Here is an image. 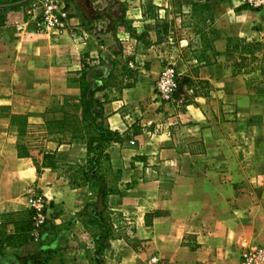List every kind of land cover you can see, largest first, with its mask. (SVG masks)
<instances>
[{
  "label": "crops",
  "instance_id": "obj_1",
  "mask_svg": "<svg viewBox=\"0 0 264 264\" xmlns=\"http://www.w3.org/2000/svg\"><path fill=\"white\" fill-rule=\"evenodd\" d=\"M150 1L158 7L159 17H167L169 20L163 21L174 26L186 8L194 6V0ZM233 2L209 3L212 46L222 51L258 42L254 55L264 56V24L253 22H261L264 14L257 13L248 21ZM163 21L156 19L153 28L145 25L137 29L146 33L149 43L132 37V59L141 71L135 85L96 94L105 103L110 129L121 136L108 152L110 174L122 192L108 197L107 211L112 212L114 224L118 215L130 218L123 233L129 238L110 239L101 261L145 264L148 256L159 255L174 264H225L240 240L250 236L264 240V98L256 99V92L248 87L250 75L233 60L218 59L193 69L178 58L175 66L179 73L206 82L208 94L182 111L162 102L156 82L167 61L158 56L155 43ZM186 35L178 39V52L186 46L201 48V43L196 47L199 36L195 32L187 30ZM87 41L74 39L70 28L44 34L28 27L21 31L0 25V174L6 159L16 158L28 169L35 167L34 159H20L18 151L6 143L15 115L24 114L28 124L36 126L48 120L62 121L67 113L77 114L80 87L72 76L80 74L85 55L93 58L99 50ZM133 128L140 132L130 134ZM126 135H131L128 142L124 141ZM52 154L69 166L82 165L86 146L71 136L61 140ZM38 161L43 163L44 155ZM42 170L38 187L56 206L57 223L64 225L86 204L73 194L79 188L60 177L56 168ZM20 206L0 204V217L7 224L0 233V247L17 246L28 238L17 224H12L9 232V214L23 210ZM72 232L69 239L76 241V247L62 249L48 264L94 263V232L80 221ZM132 241L140 254L126 260V255L136 253ZM20 246L19 252L26 247ZM4 258L16 264L20 259L14 255Z\"/></svg>",
  "mask_w": 264,
  "mask_h": 264
},
{
  "label": "rangeland",
  "instance_id": "obj_2",
  "mask_svg": "<svg viewBox=\"0 0 264 264\" xmlns=\"http://www.w3.org/2000/svg\"><path fill=\"white\" fill-rule=\"evenodd\" d=\"M111 1L113 0H0V25L3 28L12 29L16 27L21 31L28 27L44 34L62 30H46L42 23V13L44 5L50 2L56 3L59 7L63 6L67 24L64 29L70 28L73 32L74 39L77 41L82 42L86 38L88 43L92 42L94 46L98 45L99 47V50L92 54L95 61L90 62L89 59H85L86 62L95 65L101 57L111 61L117 59L119 62L114 69L116 79L107 89L113 87L119 90L127 89L135 85L141 73L140 65L138 63L135 64L132 59L135 51V40L132 37H137L142 42L147 43L149 40L146 39V33L144 31L139 32L137 29L145 25L148 27L152 26L153 28L156 19H159V21L169 19L167 17L160 18L161 13L158 12V7L150 0H115L120 2L126 10L124 23L121 24L116 20L113 27H110L113 23L112 18L105 14L104 11L109 7ZM210 1L194 0V6L190 9L186 8L183 13L184 17H178L175 26L173 23L166 21L160 24V26L163 25V28L161 29L159 40L155 43L157 44L158 50L156 53L167 61L165 68L174 66L179 74L181 89L175 96L173 102L170 103L174 104L176 106L175 108L179 111H182L188 105L195 104L198 99L205 97L208 94L209 86L206 82L181 75L177 69L178 66H175V61L178 58L183 59L187 66L193 67V69L217 63L218 59L220 61L223 58L233 60L234 63L240 65L244 73L250 75L248 87L256 92V99L260 100L264 98V56L257 57L254 55V51L259 50L258 45L260 43L247 42L242 43L237 48L222 51L216 50L211 44L214 38V27L208 13V10H210ZM233 4L236 5L235 9L237 12L248 16L246 17L248 21L252 20V17L257 13L264 14V10L254 11L242 7L239 0H234ZM87 11L93 14L87 15L88 20H82L81 17ZM110 12L112 15L118 12V18H121L122 10L120 8L114 6ZM141 13L144 15L143 17H140ZM253 22L262 26L264 24V18L261 22L257 20H253ZM245 23L246 21L241 23V25ZM187 30L189 32L193 31L196 36H199H197L199 43L196 47L200 46V43L202 46L199 49L191 50L186 46L183 51L178 52L176 50V46L179 44L178 39L186 38ZM120 47H122V52L115 57L114 53L120 52ZM124 50L126 51L125 55H123ZM79 77L80 74H76L72 76V79L76 80ZM184 79H188V81ZM77 106L79 107L77 114L67 113L62 121L48 120L44 124L36 126L29 125L24 114L15 115L12 119V125L6 134L7 145L18 151V157L20 159H34L41 166L42 163L38 161L41 155L51 154L53 156L52 149L56 148L61 140H68L71 136L77 134L75 130L80 128V126H77L74 118H81V107L79 103ZM178 129L181 130L180 128ZM138 132H140L139 128H133L130 134ZM129 138H131V135L124 136V141L128 142ZM54 157L50 162L55 165L60 177L65 178L67 181L69 180L71 185V180L75 178V171L79 165L69 166L62 161L60 162L57 158L54 159ZM14 160L6 159L2 165V173L0 174V204H21L20 207L23 210L10 213L8 223L11 227L12 224L20 226V231L27 232L28 238L21 240V244L18 242L16 244L17 246L11 244L6 245L5 248L0 247V264H16L14 261H10L12 259L6 260L4 258L10 255L23 258L26 255L35 254L41 258H46L48 257V252H50V260H53L62 249L75 248L77 245L76 241H72L69 238H71L73 233L72 229L76 221L82 222L96 236L95 246L93 247L95 253L92 256L93 264H98L95 261L102 259L103 248L108 245L107 242L110 239L126 237L123 233L128 228L126 224L128 222L122 215H118L115 218L117 226H115L116 223L114 224L112 222V212L110 215L106 211L101 218L94 217L96 213L94 202L99 198V190L86 182L81 188L77 189V192L73 193L78 194L81 200L84 201L83 203L86 204L83 211L64 225L57 223L56 220L59 212L56 206L54 207L53 201H50L38 187L40 176L37 173L36 167H30L28 169L24 165H21L16 158ZM41 173H44V171L42 170ZM105 176L108 179L109 187L114 192V195L121 194L122 189H117L116 179L110 173H106ZM36 198H41L47 204L45 212L47 222L40 229H34L33 216L35 213L30 206L31 200ZM5 226H7L6 221L0 217V233H4L6 230ZM22 226L25 228L24 230L21 228ZM12 231L13 227L9 232ZM258 238L260 237L250 236L245 240L243 239L237 242L235 248L229 253L225 264H238L241 250L246 245L260 244L264 246V240ZM26 242L27 244H24ZM25 245L26 247L20 252L16 250L19 246L22 247ZM130 245L136 253L131 252L129 255H126V260H130L140 254L136 251L138 245H135L133 241ZM155 256L166 264H174L163 256ZM150 258L151 256H148L145 264H147ZM17 263L21 264L20 259L17 260Z\"/></svg>",
  "mask_w": 264,
  "mask_h": 264
},
{
  "label": "trees",
  "instance_id": "obj_3",
  "mask_svg": "<svg viewBox=\"0 0 264 264\" xmlns=\"http://www.w3.org/2000/svg\"><path fill=\"white\" fill-rule=\"evenodd\" d=\"M114 6L122 10L121 18H118V12L114 15L111 14L110 11ZM125 12L126 10L120 2L111 1L109 7L104 11L105 14L112 18L113 23L110 27H113L116 20L123 24ZM89 14L92 15L93 13L87 11L81 19L88 20ZM136 39L139 38L136 37ZM120 48V52L114 53L115 57L122 52V47ZM85 59H89L90 62L95 61L94 58L85 55L82 59L80 77L75 80L80 87L79 105L81 107V118H74L80 128L75 130L77 134L73 136V139L83 142L86 146V160L84 164L76 168L75 178L71 180V183L76 188H81L85 182L90 183L92 187L98 188L99 198L94 202L96 209L94 217L101 218L107 211L108 197L114 194L105 176L106 173H111L108 150L113 144L121 141V136L118 132L110 129L105 103L97 99L96 94L105 91L116 79L114 69L119 61L117 59L111 61L101 57L98 63L91 65ZM184 80L188 81V79ZM53 157L51 154H44V162L41 166L34 160V166L38 174H41L43 168H55V165L50 162ZM49 256L50 252H48V257L46 258L29 254L20 258V263L48 264L50 261ZM97 263L103 264V261L97 260Z\"/></svg>",
  "mask_w": 264,
  "mask_h": 264
},
{
  "label": "built area",
  "instance_id": "obj_4",
  "mask_svg": "<svg viewBox=\"0 0 264 264\" xmlns=\"http://www.w3.org/2000/svg\"><path fill=\"white\" fill-rule=\"evenodd\" d=\"M240 5L249 10H264V0H239ZM42 23L46 30L64 29L66 27V14L64 7H59L56 3L50 2L44 5L42 13ZM181 89L179 74L174 66L166 67L156 84V94L164 103L173 102L175 96ZM46 205L44 200L36 198L31 200V208L35 213L33 216L34 229L42 228L46 222ZM127 222L130 218L124 217ZM126 237L129 238L128 235ZM138 250V246L136 248ZM147 264H166L157 256L152 255ZM239 264H264V246L260 244L246 245L242 248Z\"/></svg>",
  "mask_w": 264,
  "mask_h": 264
},
{
  "label": "water",
  "instance_id": "obj_5",
  "mask_svg": "<svg viewBox=\"0 0 264 264\" xmlns=\"http://www.w3.org/2000/svg\"><path fill=\"white\" fill-rule=\"evenodd\" d=\"M89 1V0H88Z\"/></svg>",
  "mask_w": 264,
  "mask_h": 264
}]
</instances>
